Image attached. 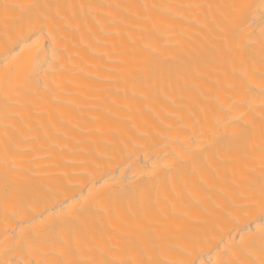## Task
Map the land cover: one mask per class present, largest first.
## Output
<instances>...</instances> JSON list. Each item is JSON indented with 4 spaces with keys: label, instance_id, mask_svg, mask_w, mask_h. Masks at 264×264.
I'll return each instance as SVG.
<instances>
[{
    "label": "bare ground",
    "instance_id": "1",
    "mask_svg": "<svg viewBox=\"0 0 264 264\" xmlns=\"http://www.w3.org/2000/svg\"><path fill=\"white\" fill-rule=\"evenodd\" d=\"M0 264H264V0H0Z\"/></svg>",
    "mask_w": 264,
    "mask_h": 264
}]
</instances>
